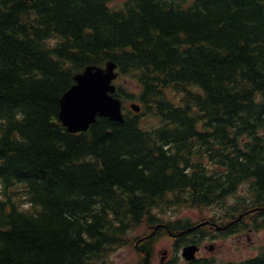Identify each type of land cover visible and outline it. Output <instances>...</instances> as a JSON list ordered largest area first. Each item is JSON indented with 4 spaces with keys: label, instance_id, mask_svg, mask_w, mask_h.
<instances>
[{
    "label": "trees",
    "instance_id": "16d2710c",
    "mask_svg": "<svg viewBox=\"0 0 264 264\" xmlns=\"http://www.w3.org/2000/svg\"><path fill=\"white\" fill-rule=\"evenodd\" d=\"M109 61L142 111L70 133L62 96ZM0 179V264H115L130 246L150 264L183 228L163 214L243 185L242 211L264 207V0H0Z\"/></svg>",
    "mask_w": 264,
    "mask_h": 264
},
{
    "label": "water",
    "instance_id": "95a60500",
    "mask_svg": "<svg viewBox=\"0 0 264 264\" xmlns=\"http://www.w3.org/2000/svg\"><path fill=\"white\" fill-rule=\"evenodd\" d=\"M116 65L109 62L105 69L88 66L84 72L75 77L76 83L63 95L60 101V119L71 133L85 132L98 117H106L118 123H124L121 101L113 97L116 79ZM139 112L140 107L132 105ZM196 246L184 249L183 256L193 260Z\"/></svg>",
    "mask_w": 264,
    "mask_h": 264
},
{
    "label": "rangeland",
    "instance_id": "374dc122",
    "mask_svg": "<svg viewBox=\"0 0 264 264\" xmlns=\"http://www.w3.org/2000/svg\"><path fill=\"white\" fill-rule=\"evenodd\" d=\"M124 81V80H123ZM122 81V82H123ZM131 86L132 91L137 90L136 84L127 81ZM137 102V101H134ZM132 102L127 103L128 107ZM156 123V120H152ZM152 123V124H153ZM150 123V125H152ZM1 189V186H0ZM243 189V188H242ZM240 190V195L243 194L244 189ZM219 215H226L228 212L225 209L218 210ZM231 213V212H230ZM215 211L212 209H206L201 212L198 209H182L180 211H174L171 213H166L162 215L164 219H174V220H191V223H199L204 218H210L214 216ZM146 233V228H141L135 232V236H142ZM211 236L210 234H205V236ZM253 243L247 241L246 237L240 240L239 236L230 235L227 238H216L210 239L205 237L203 240V250L198 254L200 259H209L212 264H228V263H239L251 258L256 257L259 252V248L264 246V233L257 235L253 238ZM215 245V250L210 251L206 247L208 245ZM155 255L152 258L151 264H160L161 252L164 250L170 251V258L175 255L174 242H172L168 237L159 238L154 246ZM183 246L179 249L177 255L179 256L178 263L184 264V260L181 257ZM112 260L115 264H139V255L132 247H126L118 250L113 256Z\"/></svg>",
    "mask_w": 264,
    "mask_h": 264
}]
</instances>
